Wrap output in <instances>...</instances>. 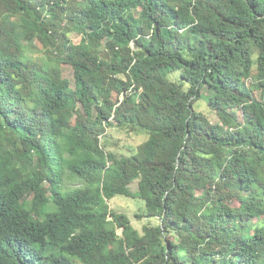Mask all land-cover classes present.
<instances>
[{"label":"trees","instance_id":"obj_1","mask_svg":"<svg viewBox=\"0 0 264 264\" xmlns=\"http://www.w3.org/2000/svg\"><path fill=\"white\" fill-rule=\"evenodd\" d=\"M256 87L264 0H0V264H264Z\"/></svg>","mask_w":264,"mask_h":264},{"label":"rangeland","instance_id":"obj_2","mask_svg":"<svg viewBox=\"0 0 264 264\" xmlns=\"http://www.w3.org/2000/svg\"><path fill=\"white\" fill-rule=\"evenodd\" d=\"M62 72L64 78L68 79L71 82V86L74 88L75 78L74 70L69 65H62ZM254 80L257 82L256 77ZM250 83V82H249ZM264 88H255L257 98H261L262 91ZM207 94L205 93L204 96ZM198 111L205 114V116L212 122L218 123L219 119L216 114L209 110L205 100L199 101L195 104ZM106 138L103 142H107L108 150L115 152L118 155H130L134 153L137 148L142 145L148 138V136L141 131H130L119 128H110L107 131ZM76 182H69V187L74 188ZM133 192L138 190V182H135L131 185ZM110 208L117 213H124L128 215L131 220L133 227L138 230L140 233L143 232L144 227L148 224H153L155 221H150L148 219L139 220L137 219V214L141 212L142 207L144 208V203L136 200H132L123 196H118L108 202ZM264 220V213L261 216L256 217L252 222L256 223L258 221ZM121 236V231L118 232ZM74 264H80L78 261H74Z\"/></svg>","mask_w":264,"mask_h":264}]
</instances>
